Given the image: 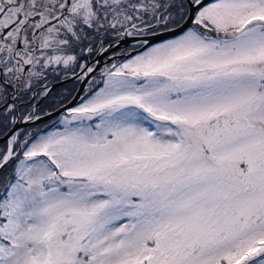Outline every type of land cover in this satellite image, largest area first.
<instances>
[{"label": "snow or ice", "instance_id": "obj_1", "mask_svg": "<svg viewBox=\"0 0 264 264\" xmlns=\"http://www.w3.org/2000/svg\"><path fill=\"white\" fill-rule=\"evenodd\" d=\"M0 264H264V0H0Z\"/></svg>", "mask_w": 264, "mask_h": 264}, {"label": "flooded vegetation", "instance_id": "obj_2", "mask_svg": "<svg viewBox=\"0 0 264 264\" xmlns=\"http://www.w3.org/2000/svg\"><path fill=\"white\" fill-rule=\"evenodd\" d=\"M69 86H71V85H69Z\"/></svg>", "mask_w": 264, "mask_h": 264}]
</instances>
